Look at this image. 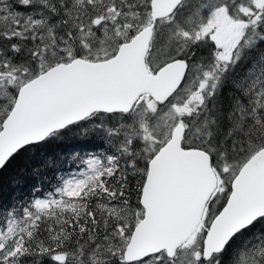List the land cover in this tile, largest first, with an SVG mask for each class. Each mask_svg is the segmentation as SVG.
Instances as JSON below:
<instances>
[{
	"label": "trees",
	"instance_id": "1",
	"mask_svg": "<svg viewBox=\"0 0 264 264\" xmlns=\"http://www.w3.org/2000/svg\"><path fill=\"white\" fill-rule=\"evenodd\" d=\"M150 1L0 0V129L22 85L75 58L97 61L114 56L129 41L122 33L130 38L148 22ZM259 5L255 0H185L172 16L156 22L150 49V53L162 49L166 40L181 45V31L194 40L182 39L187 46L183 55L177 52V58L189 63V71L172 100L160 103L143 97L129 113H95L12 156L0 169V230H6L10 219L19 220L0 248V264H127L125 248L143 218L140 197L148 163L170 137L171 104L185 90L196 91L204 82L206 101L175 122L188 126L185 144L207 150L216 173L220 175L225 167L226 176L233 179L251 155L264 147V7ZM209 9H220L225 18L228 15L241 23L228 43L227 55L208 35L195 32ZM27 18L32 24L22 27ZM73 43L76 52L67 55ZM193 47L205 48L199 59L194 53L199 48L192 52ZM102 52L106 55L96 56ZM244 111L256 114L255 122H247ZM209 114L214 124H205ZM214 132L220 134L216 142ZM92 159L100 170L62 206L34 215L24 213ZM229 192L230 185L219 188L208 205L199 230L200 256H184L183 247L167 263L239 264L241 253L258 249L261 258L256 264H264V218L236 235L211 260L202 257L204 235ZM57 255L64 259H56ZM183 256L184 261L178 262Z\"/></svg>",
	"mask_w": 264,
	"mask_h": 264
},
{
	"label": "water",
	"instance_id": "2",
	"mask_svg": "<svg viewBox=\"0 0 264 264\" xmlns=\"http://www.w3.org/2000/svg\"><path fill=\"white\" fill-rule=\"evenodd\" d=\"M184 0H151V23L118 47L114 56L76 58L57 64L22 85L0 130V169L23 148L95 113H129L143 96L168 101L186 78L189 63L169 61L153 71L147 57L156 22L173 15ZM177 125L148 163L140 203L143 219L124 251L126 263L166 253L176 256L200 227L219 177L210 154L185 147ZM264 218V147L250 157L230 184L227 200L210 223L203 257L221 252L239 232ZM63 260L64 255L56 256Z\"/></svg>",
	"mask_w": 264,
	"mask_h": 264
},
{
	"label": "rangeland",
	"instance_id": "3",
	"mask_svg": "<svg viewBox=\"0 0 264 264\" xmlns=\"http://www.w3.org/2000/svg\"><path fill=\"white\" fill-rule=\"evenodd\" d=\"M255 1H256V3L260 4L259 7H264V0H255ZM203 3L205 4V2H203ZM196 12H199V10H197ZM253 14H254V10L249 13V15H253ZM151 21H152V19L150 17L148 22L146 24L140 26L134 35H136L140 30H142L143 28L148 26L151 23ZM109 22L111 24H113L114 23L113 18H110ZM102 23L104 24L105 22H102ZM239 23L240 22H238L237 20L231 19L228 15L225 18L223 16L222 12H220V9H218L216 11H212V9H209L207 12V15H205V18L199 19L197 26L194 29H195V32H198L200 36L201 35H208L210 40L214 44H217L218 47H221V52L225 53L226 49L228 47L229 41L233 38L234 35L237 34L238 30L241 27V24H239ZM31 24H32V22L29 18H27L23 22H21L22 27H26V26L31 25ZM163 25H164V22L159 24L157 26V28H162ZM190 25L193 26L194 23L192 22V23H190ZM105 27H106V25H105ZM125 29L126 28L124 27V30ZM179 35H180L179 41H180L181 45H179L176 40H166L162 49H159V47H157L153 52L150 53V56L148 58V63L150 65L151 69L156 70L157 68H159V65H163L168 60L176 59L177 58V52H180L182 54L183 51H185L184 50L185 47L187 46V44L184 43L182 41V39L188 40V41L194 43V40L192 39V37L189 34L181 31L179 33ZM133 36L129 38V36L126 33H122V37L128 38V40H131L133 38ZM172 36L173 35L171 34V36L169 38H172ZM197 48H199V51H195ZM204 50H205V48H203V47H193L192 48V52L195 51L194 53H197V55H195V56L198 59L203 55V54L200 55V53H201V51H204ZM67 51H69V52H67ZM215 51L218 54L217 47H216ZM70 52L71 53L76 52V48H75L74 43L72 45H70L68 47V49L65 51V53L67 55H70L71 54ZM262 54H264V51L262 52ZM104 55H106L105 52L96 54V56H104ZM97 61H99V60H97ZM205 87H206V83L204 82L199 86V88L196 91H191V90L187 89L183 92L182 95L177 96L176 101H173V104H171V105L174 107V113H173V117H172V119H174V122L172 123V125L170 126V128L168 130L170 133L176 124L181 123V122H175V120L179 119L185 111H187V113H188L189 111L198 110L202 106V104L206 101V98H205L204 93H203V90ZM234 99L235 98H233L232 100H234ZM245 109L246 108H244V110ZM212 110H213V112H216V107L213 106ZM248 110H250V109H248ZM233 112H236V110H234ZM244 113H245L247 122H248V120L255 122L256 117H257L256 114H254L250 111H248V112L244 111ZM165 118H166V120H169L170 119L169 114L166 115ZM208 119H210V120L205 122V124H207V125L214 124V122L211 121L212 116L210 114H209ZM204 126L205 125H203V128H204ZM218 126H222V124L220 123L219 125H216V128H218ZM186 127L188 128L187 125H186ZM160 133H161V131H160ZM197 133H200V131H197ZM218 133L214 132V134H212L213 140L215 142L220 139V134H218ZM230 134L234 135L235 132L230 131ZM226 139L227 138H225L224 141ZM241 167H240V169H241ZM99 170H100V168L97 164V160L96 159L90 160L89 163L87 164L86 168H84V169L74 173L72 176L64 179L62 181V184L60 187H58L55 190H53L52 192H50L46 196V198L34 201L32 207L25 209L24 213H26L27 215H34L36 212L43 210V209L57 208V207L62 206L66 201H68V199L71 195L75 194L76 191L83 184H85L86 181H88L90 178H92L94 176V174L97 173ZM239 170H238V172H239ZM222 171L224 172L225 175L224 176L218 175L219 181H220V185H219L220 191L223 189V187L227 188L231 184V180H233L238 174V172H237L235 177L232 179V178H228L226 176L227 171L224 168L222 169ZM228 195L229 194H227V196ZM227 196H226V198H227ZM74 210H77V207H75ZM207 213H208V210H206L204 218L207 217ZM18 220H19L18 218L10 219L8 221V225L6 227V230H0V248H1V246H3V243H5L9 239V237L12 236L13 230L18 225ZM199 235L200 234H199V229H198L197 232H195L192 235V237L190 238L188 243L184 246V253H185L184 256L186 255V253H191V256L194 259H196L200 256V250H199V246H200L199 237L200 236ZM184 256L178 262L184 261ZM150 257H152V258L143 260V261L139 262L138 264H169V263H167V261H173V260H169L168 258H165V256L163 254H157V255L150 256ZM260 258H261V252L258 249H254L251 252L244 251L243 254L242 253L240 254L239 264H256V262Z\"/></svg>",
	"mask_w": 264,
	"mask_h": 264
},
{
	"label": "flooded vegetation",
	"instance_id": "4",
	"mask_svg": "<svg viewBox=\"0 0 264 264\" xmlns=\"http://www.w3.org/2000/svg\"><path fill=\"white\" fill-rule=\"evenodd\" d=\"M199 35V34H198ZM228 49H226V52L224 53V54H226L227 55V53H228V51H227ZM224 169L227 171V169L224 167ZM220 171V175H222V176H224L225 174H224V172L222 171V170H219ZM227 189V188H226ZM209 205V204H208ZM207 208H208V206H207ZM181 250V249H180ZM179 252V251H178ZM174 259H176V257L174 258ZM173 259V260H174Z\"/></svg>",
	"mask_w": 264,
	"mask_h": 264
},
{
	"label": "bare ground",
	"instance_id": "5",
	"mask_svg": "<svg viewBox=\"0 0 264 264\" xmlns=\"http://www.w3.org/2000/svg\"><path fill=\"white\" fill-rule=\"evenodd\" d=\"M51 68V67H50Z\"/></svg>",
	"mask_w": 264,
	"mask_h": 264
}]
</instances>
